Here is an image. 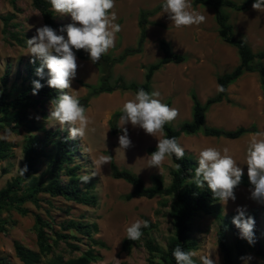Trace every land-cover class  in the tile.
<instances>
[{
  "label": "rangeland",
  "instance_id": "1",
  "mask_svg": "<svg viewBox=\"0 0 264 264\" xmlns=\"http://www.w3.org/2000/svg\"><path fill=\"white\" fill-rule=\"evenodd\" d=\"M50 2V0H48ZM164 0H115V7L112 9L117 15L115 23L121 25V31L116 33L115 46L107 52L116 56L124 48L133 47L138 39L137 18L140 9H151ZM191 0L192 9L205 16V21L200 25H192L177 28L170 20L167 13L162 9L151 15L148 19L152 22L146 27L147 35L141 52L127 56L121 63H115L110 67L113 83L119 76L124 81L130 83H143L147 66L156 62L162 52L159 49L158 41L164 39L168 41L174 52L183 53L187 59L179 64L167 63L156 70L150 83V91H158L163 103L171 108L178 109L177 118L171 124L177 127L180 123L191 118L192 100L190 91L193 90L200 102L213 96L217 92L218 75L232 71L240 62L236 48L221 39L218 34V25L214 18V11L209 5H194ZM241 4L246 0H233ZM252 4L245 9L235 10L230 7H222L223 12L228 14V20L233 26V33L236 38L244 40L257 53L264 48V11L258 12L252 8ZM39 11L34 8L32 0H0V16H5L7 20L0 18V76L7 67L10 69L8 86L20 78H17L16 71L23 67V62L31 55L28 51L26 40L36 35V28L43 25ZM55 22L61 28L72 23L69 14L59 15L54 12ZM61 28L57 34L64 35ZM15 36H17L16 39ZM74 51V50H73ZM77 58L78 69L74 79L71 80V88L65 89L70 95L81 99L82 104L87 100L86 115L90 119L89 128L83 138H76L78 151L74 157L76 163L80 165L78 174H91L95 182L93 189L97 204L87 206L64 199L61 196L51 197L41 193L40 207H36L30 202L25 206L29 212L22 215L16 210L3 212L2 217L6 218L5 230H0V256L6 258L12 264H23L15 255L14 242L19 241L25 246L37 249V238L34 214L39 213L48 220L52 230H58V223L66 218L85 220L89 223L97 224V231L93 238L101 241L100 244L91 243L86 237L80 242L72 240L79 245L78 250L69 248L63 241H59L53 246L51 255L68 259L78 256L89 247L98 254V259L90 264H162L160 256L156 252H149L145 240L150 238L154 244L166 247L167 241L173 234L174 228L170 215L169 196H155L146 198L143 196H133L125 199V195L132 192V186L122 179H115L111 176L110 164L95 167L94 161L101 155H108L110 152L119 168H127L139 175L145 185H151V176L162 177L164 185L171 181L170 171L174 168L171 157H166L160 169L156 167H146L150 155L145 151L146 147L156 145L158 140L163 139V134L157 133L156 138L146 134L143 129L133 127L130 123L125 125L128 136L132 142L131 147L119 148L118 137L122 133L113 135L110 133L108 119L111 114L122 109L125 102L134 99L133 90L116 89L112 92L93 93V87L101 81V67L103 65L93 64L90 59ZM21 61V63H20ZM22 69V68H21ZM81 80L90 87L81 85ZM227 96L231 103L225 100L212 104L206 111L205 124L234 129L238 126H249L255 124L257 131L246 133L236 139L224 137L204 136L201 131L194 135L180 134L177 141L185 148L186 156H193L197 162L199 152L208 147H214L221 151L228 149L231 155L242 168L243 174L247 175V149L255 136L256 139H264V135L256 136L257 133H264V99L258 82L256 72H244L227 87ZM51 102H45L43 109L46 117L35 111L31 112L40 123L47 128L66 131L69 136L67 126L61 128L59 123L49 116V112L54 108ZM38 108V112L41 111ZM119 125V119H118ZM94 129V130H93ZM7 134L5 140L13 143V154L5 160H0V188L4 187L8 181L12 180L18 173L19 167L24 166V154L22 144L28 132L24 127H19L17 132L8 127L0 128V134ZM47 158H43L38 163L36 175L45 176ZM19 166V167H18ZM67 177L63 176L62 180ZM251 188L238 186L234 190L235 201L229 200L226 205H222L221 213L227 218L224 224L227 227H235L229 216L236 214V208L242 206L246 211L255 208L258 210L256 225L254 227L255 243L252 249L245 250L244 257L251 256L250 260H242L240 264H263V260L256 255L255 250L262 247L264 238V203L251 199ZM164 203V204H163ZM83 216V218L81 217ZM144 217L153 224V228L147 235L141 237L129 251L121 249L122 240L126 235V229L136 220H145ZM231 222V223H230ZM231 224V225H230ZM192 235L198 239L199 248L195 250L198 255L205 254L210 249H215L211 258L217 260V264L223 263V254L217 243L218 220L212 215H199L192 220ZM48 234L50 229L46 228ZM227 241H232V230L227 228ZM53 237V235H52ZM43 256V262L49 257ZM197 259L199 263L198 257Z\"/></svg>",
  "mask_w": 264,
  "mask_h": 264
},
{
  "label": "trees",
  "instance_id": "2",
  "mask_svg": "<svg viewBox=\"0 0 264 264\" xmlns=\"http://www.w3.org/2000/svg\"><path fill=\"white\" fill-rule=\"evenodd\" d=\"M163 2L158 3L151 9L139 10L137 18L139 35L135 46L126 47L113 57L108 53L102 55L101 59L96 63L103 66L101 67L102 76L100 83L92 86L94 94L112 92L116 89L133 90L136 93L141 88L149 92L151 79L156 70L167 63L179 64L187 59L185 54L174 52L168 41L160 39L158 45L162 51V57L156 62L144 66L146 71L143 83H128L120 76L113 83L110 82V78L112 77L110 74L111 66L115 63L123 62L127 56L141 52L147 35L146 27L149 23H152L148 18L162 9ZM192 2L194 5L201 4L212 7L214 18L218 25L219 36L223 41L236 48L240 62L232 71L217 76V84L222 85L225 91H217L202 103L197 98L195 92L191 90L192 106L190 120L183 121L177 127L169 123L166 124L164 126L163 137H175L178 139L180 134L194 135L201 131L204 136L236 139L243 134L256 132L257 128L255 124L238 126L234 129H225L205 124L206 111L212 104L223 100L228 103L232 102L227 96V87L246 71L257 73L264 99V48L255 53L244 40L236 38L233 33V26L228 20V14L222 10V7L242 10L248 4L253 3L254 0H246L241 4H237L233 0H193ZM32 4L41 14L43 25L50 26L56 32L61 28L54 20V11L48 0H32ZM0 18L7 20L5 16H0ZM15 38L18 39L17 36ZM74 52L80 59H90L88 53L84 50L74 49ZM32 59L30 56L23 62L22 69H17L16 79L20 78V82L14 80L8 86V77L10 75L8 67L0 76V128L8 127L10 130L17 132L19 127H24L28 132L22 144L24 166L27 165L28 171L24 176L20 175L18 171L12 180L0 188V230L3 231L7 223L6 218L2 217L3 212L16 210L18 213L24 215L29 212V208L25 206L27 202L40 207L39 195L41 193L48 194L51 197L61 196L66 200L87 206H95L97 204V197L93 191L95 187L94 180L91 179L88 184H82L79 180L80 175L78 174V170L80 165L74 160L79 149L77 141L69 139L66 131L47 128L43 123L39 122L36 116L31 115V112L35 111L44 119L46 112L43 109V104L48 101L55 106V99L61 94L58 90L50 88L47 85L48 76L46 68L44 69L43 77L36 75V68L40 66V61L36 60L35 63H32L30 62ZM33 80H39L43 85L36 95L32 94ZM78 82L83 86L90 87L86 82L81 80ZM82 105L85 108L87 100H84ZM38 108L42 110L38 112ZM120 110L114 111L108 119L109 130L113 135L122 133L118 125V119L122 114ZM13 146L12 142L5 139L0 140V160H5L13 154ZM155 149L156 145H151L146 147L145 151L148 155H151V152L155 151ZM108 155L112 154L108 152ZM43 158H47L48 164L44 171L45 176H40L39 178L36 175L39 169L38 163ZM171 159L174 163V168L170 171V183L164 185L161 176L152 175V184L145 185L143 179L133 171L127 168H119L112 156L110 164L111 176L115 179H122L132 186V192L126 194L125 199H130L135 195L146 198H153L158 195L171 197L169 205L174 228L173 234L168 239L165 248L154 244L150 238L146 239L145 244L147 249L149 252L158 253L162 264H176L172 255L174 248L179 246L185 251H195L199 248L198 239L192 235V220L197 216L199 217V215L209 214L214 216L219 222L217 243L223 254V263L240 264L245 250L252 249L254 244L250 245L245 239L241 238L239 229L236 226L227 227L224 224L227 218L221 213L222 206L219 204V200L214 198L206 183L202 188L191 183L195 175V168L197 167V162L193 156L185 155L182 160H176L172 156ZM177 164L180 165L179 168H177ZM63 176H66L67 179L62 180ZM238 186L252 188L246 174H243L242 181ZM261 213L264 215V209L261 210ZM235 215L229 216L230 219ZM246 215L251 216L256 225L258 210L252 208L246 211ZM81 217L83 218V216ZM144 219L148 221L145 217ZM34 221L38 248L35 250L19 241L14 242L15 255L23 264H90L98 259V254H95L90 247L78 256L66 260L62 257L51 255L53 246L57 245L59 241H63L73 250H78L79 245L72 240L80 242L83 237H86L93 244L104 246L101 241L93 238V234L97 231V224L95 222L89 223L81 219L66 218L58 223V230H52L48 220L44 219L39 213L34 214ZM46 228L50 229V234H48ZM152 228L153 224L149 222V226L142 229V237L147 235ZM227 228L232 230V241H227ZM126 236L127 233L121 244L123 251H129L137 242V240L131 241L127 239ZM255 253L263 260L264 264V238L262 240V247H257ZM48 255L50 256L43 262L42 257ZM0 264L12 263L0 256ZM120 264L127 263L122 262ZM197 264L199 263L197 262Z\"/></svg>",
  "mask_w": 264,
  "mask_h": 264
},
{
  "label": "clouds",
  "instance_id": "3",
  "mask_svg": "<svg viewBox=\"0 0 264 264\" xmlns=\"http://www.w3.org/2000/svg\"><path fill=\"white\" fill-rule=\"evenodd\" d=\"M55 13L59 15L69 14L72 23L61 28L64 35L57 34L56 30L44 24L36 28V35L26 40L28 51L33 58L30 62L40 61L36 68V75L44 76L47 69V85L58 90L61 94L55 99V107L49 112V116L55 120L61 128L67 126L69 139L83 138L89 128L90 119L86 115V109L76 96L64 92L71 88V80L75 78L78 64L75 50H84L88 53L90 61L96 64L109 49L115 46L116 33L121 31V25L115 23L117 15L112 9L115 0H50ZM162 12L167 13L170 20L177 28L192 25H200L205 21V16L192 9L191 0H164ZM252 8L258 12L264 11V0H254ZM40 15V14H37ZM32 94L36 95L43 87L39 80L32 81ZM218 92L225 91L222 85L217 86ZM160 93L139 89L134 99L124 103L119 117V128L122 132L118 137L119 148L123 151L131 147L128 130L125 127L131 124L156 138L157 133H164V126L174 121L178 116V109L171 108L161 101ZM94 130V129H93ZM264 135L257 133L256 136ZM7 138V134H0V140ZM221 151L208 147L199 152L198 166L191 183L202 188L206 183L214 198L222 205L229 200L235 201L234 189L241 183L243 170L237 161L228 155V149ZM174 156L176 160L185 157V148L175 137L158 140L155 151L151 152L146 167L160 169L166 157ZM112 155H101L94 161L95 167L111 164ZM247 176L251 188V199L264 203V139H256L254 136L247 149ZM19 167V166H18ZM180 165L177 164V168ZM28 171L27 165L19 167L20 175L24 176ZM96 172L83 174L79 177L82 184H88ZM232 223L239 229L241 238L250 245L255 243V221L246 215V208L238 206ZM149 222L136 220L127 227L126 238L131 241L139 240L142 229L147 228ZM215 249L208 250L205 254H197L194 251H185L177 246L172 255L176 264H217V260L211 258ZM250 260L252 257H242Z\"/></svg>",
  "mask_w": 264,
  "mask_h": 264
},
{
  "label": "crops",
  "instance_id": "4",
  "mask_svg": "<svg viewBox=\"0 0 264 264\" xmlns=\"http://www.w3.org/2000/svg\"><path fill=\"white\" fill-rule=\"evenodd\" d=\"M154 15H155V14H154ZM137 27H138V26H137ZM161 52H162V51H161ZM161 57H162V56H161ZM161 57H160V58H161Z\"/></svg>",
  "mask_w": 264,
  "mask_h": 264
}]
</instances>
